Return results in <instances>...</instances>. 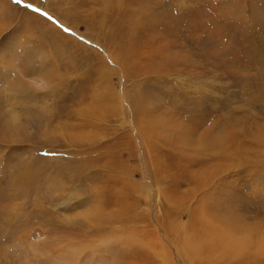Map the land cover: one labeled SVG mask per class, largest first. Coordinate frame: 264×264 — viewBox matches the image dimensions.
Segmentation results:
<instances>
[{
  "label": "rangeland",
  "instance_id": "374dc122",
  "mask_svg": "<svg viewBox=\"0 0 264 264\" xmlns=\"http://www.w3.org/2000/svg\"><path fill=\"white\" fill-rule=\"evenodd\" d=\"M193 215L264 234V0H0V264H206Z\"/></svg>",
  "mask_w": 264,
  "mask_h": 264
},
{
  "label": "bare ground",
  "instance_id": "6f19581e",
  "mask_svg": "<svg viewBox=\"0 0 264 264\" xmlns=\"http://www.w3.org/2000/svg\"><path fill=\"white\" fill-rule=\"evenodd\" d=\"M26 183L29 184V183H31V181H27ZM197 218L199 219V217H197L196 215H193L191 225H193L195 227L194 229H198L200 231L198 234L195 232L196 233L195 237H193L194 234H192V236H190V237L185 236L183 246L188 247L190 249L189 252L191 255H193V253H195V254L197 253L198 255L199 254L203 255L206 259V264H227V263L232 264V262L236 264L237 261L234 262L235 257L240 256V258H241L243 256V258H247V259L251 260V259H253L252 255H256L255 253H257V254L261 253L260 254V255H262L261 258L264 256V251H262L260 249L261 247L259 248L260 244H258V241L261 240L262 245H263L264 241L262 239H263L264 234L260 235L258 233H254V232L246 233L243 230H242L243 232L238 231L237 233H232V232H228L225 230V231H222L220 233L218 230L217 231L213 230L214 225H211L212 223L210 224L209 222H204V221H203L204 222L203 223L201 221H197ZM190 229H192V228H190ZM225 232H228V234ZM137 234H138V232L136 233V235ZM166 235H167V233H166ZM187 235H189V234H187ZM153 238L162 241L159 235H157L155 237H150L149 239L146 237H143L140 244H138L137 248L133 251V253H134L133 262H135L137 260L136 261L137 264H156V260L162 258L160 256V254H158V252H157L158 255H156V259L153 258V256H152L153 254L151 253V251H153V248H154L153 243H152L154 241ZM165 240L167 242H170L172 239H168V237H165ZM163 246H164L163 252L166 255L169 254L170 250L166 248L165 244H163ZM246 248H248L246 251L247 253L244 252V254L242 255L241 252L243 251V249H246ZM175 249H179V245L177 244V242L175 244ZM175 252L177 253L178 251L175 250ZM161 255H163V254H161ZM226 255H228V257H229V260L227 259L228 262L226 261V258H227ZM168 257L165 258V260L161 259L163 264H175L176 261L174 260V258L171 256L169 258ZM247 259H246V261H247ZM241 260L242 259H240V261ZM240 261H238V262L240 263ZM199 262H201V261H199ZM242 262H243V260H242ZM245 264H246V262H245ZM257 264H259V263H257Z\"/></svg>",
  "mask_w": 264,
  "mask_h": 264
}]
</instances>
